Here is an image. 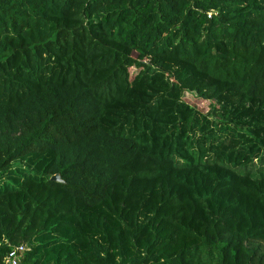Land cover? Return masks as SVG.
I'll use <instances>...</instances> for the list:
<instances>
[{
	"label": "trees",
	"instance_id": "obj_1",
	"mask_svg": "<svg viewBox=\"0 0 264 264\" xmlns=\"http://www.w3.org/2000/svg\"><path fill=\"white\" fill-rule=\"evenodd\" d=\"M21 246L264 264V0H0V264Z\"/></svg>",
	"mask_w": 264,
	"mask_h": 264
},
{
	"label": "built area",
	"instance_id": "obj_2",
	"mask_svg": "<svg viewBox=\"0 0 264 264\" xmlns=\"http://www.w3.org/2000/svg\"><path fill=\"white\" fill-rule=\"evenodd\" d=\"M24 250V246L12 250L7 256L6 264H20Z\"/></svg>",
	"mask_w": 264,
	"mask_h": 264
},
{
	"label": "rangeland",
	"instance_id": "obj_3",
	"mask_svg": "<svg viewBox=\"0 0 264 264\" xmlns=\"http://www.w3.org/2000/svg\"><path fill=\"white\" fill-rule=\"evenodd\" d=\"M200 107L204 108V109H199L201 112H203V114L207 115V113H210L212 111V103H210L209 101H206L203 105H200ZM248 127L247 124H243V130H246V128ZM199 133H197V135H193L198 136ZM176 161L179 165H182L185 161L184 160H180L179 158H176Z\"/></svg>",
	"mask_w": 264,
	"mask_h": 264
},
{
	"label": "water",
	"instance_id": "obj_4",
	"mask_svg": "<svg viewBox=\"0 0 264 264\" xmlns=\"http://www.w3.org/2000/svg\"><path fill=\"white\" fill-rule=\"evenodd\" d=\"M51 181L57 182V183H63V180L61 179V177L59 175H54L51 178Z\"/></svg>",
	"mask_w": 264,
	"mask_h": 264
}]
</instances>
